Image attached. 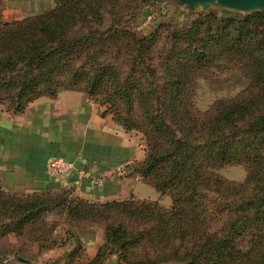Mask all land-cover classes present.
<instances>
[{
    "label": "trees",
    "instance_id": "obj_1",
    "mask_svg": "<svg viewBox=\"0 0 264 264\" xmlns=\"http://www.w3.org/2000/svg\"><path fill=\"white\" fill-rule=\"evenodd\" d=\"M73 1L77 0L60 2L59 7L24 21H0L3 98L10 101L13 112L21 113L44 94L43 87L49 97H55L59 88L85 92L93 102L107 106L103 115L111 113L123 129L136 130L145 138L146 157L138 174L172 198L169 214L157 204L134 211L128 208L131 204H103L105 209L120 210L151 226L136 236L123 226H106L105 245L90 263L100 264L115 253L118 264H142L128 261V249L148 239L160 249L178 241L179 247L191 244L190 249L181 252L177 248L152 264H168L169 259L177 264H238L241 252L234 247L236 239L243 229L264 224V12L245 18L209 14L196 19L186 30L174 29L171 49L152 59L148 45L154 42L158 26L147 40L103 27L99 29L103 34L87 31L75 37L76 16L83 24L86 16H95L97 0ZM106 46L126 57L124 80L108 60L98 62ZM78 50L84 54V64L94 65H89V72L69 65ZM224 55L249 67L254 92L249 98L239 96L198 115L181 101L188 76L201 70L206 60ZM150 60L160 61L159 67L148 64ZM129 115L134 117H125ZM231 162H243L249 168L240 186L229 185L213 173ZM212 197L213 204H208ZM29 198L15 206L4 202L6 210L0 211L25 217L49 206V201L35 198L29 202ZM216 198L224 202L216 204ZM222 213L235 215L225 229L215 232L218 236L225 231L224 237L208 236V224ZM256 238L252 253L243 255L245 264H264V235Z\"/></svg>",
    "mask_w": 264,
    "mask_h": 264
},
{
    "label": "rangeland",
    "instance_id": "obj_2",
    "mask_svg": "<svg viewBox=\"0 0 264 264\" xmlns=\"http://www.w3.org/2000/svg\"><path fill=\"white\" fill-rule=\"evenodd\" d=\"M65 1L67 0H1L0 21H24L28 18L45 14L57 6L59 7L60 2ZM82 1L77 0L71 3L82 4ZM166 1L168 0H97L93 6L96 15L93 17L90 15L86 16L84 24L81 23V17L77 15L75 18L77 24L72 29V32L75 37H81L87 31L88 33L93 31L94 34H103V31L99 30L103 27L106 30L116 29L121 32H132L138 39L147 40L151 34L150 32L158 26L153 34L154 42L148 45L149 55H151L152 59H155L167 53L173 46L171 32L174 29L186 30L196 19L202 20L204 16L209 14H214L219 18L231 16L245 18L253 15L245 16L241 13L227 10L201 11L200 8L192 12L175 11L164 5ZM95 41L94 39L93 42ZM93 49L97 50L98 48L95 47ZM103 51L105 55L98 62L104 63V58L108 60L113 67L117 68L120 73L119 78L124 80L127 71V60L124 54L120 53L117 55L109 46L104 47ZM68 63L76 68L79 66L84 67L86 72H89L87 69L90 67L89 65H93L92 63L88 66L84 64L87 62L83 52L80 50L73 57V62ZM148 64L159 67L160 61L150 60ZM247 72H249L247 65L239 62L236 58H229L228 55L206 60L201 70H197L192 76H188L181 101L186 104V108L192 109L194 113L205 115L212 110V107L220 103L231 101L239 96L249 98L253 94L254 89L251 87L252 81ZM48 92L43 87L42 93L44 94L39 98H48ZM56 92H58L56 96L60 93L75 92L88 97L85 92L70 91L65 90V88H59ZM3 97V92L0 89V117H13L19 114L11 110L10 101ZM90 101L101 108L102 114L107 110L106 105L102 106L92 100ZM107 115L125 132L126 138H129L133 145H137L138 155L127 168L128 171L133 170L138 181L144 183L150 189L146 190L142 197L138 195L137 197L131 196L128 199L118 198L117 201H114L131 204V207H128L131 211H134L135 208L144 210L147 206L152 207L153 204H157L161 212L169 214L172 207L171 196L155 190L148 180L138 174L140 165L146 157L147 145L145 138L136 130L127 131L123 129L113 120L111 113ZM118 171L126 175L128 172L127 169H119ZM248 172L249 168L243 162H231L213 170L214 175L219 179L234 186L243 184ZM47 173L52 178H58L63 172L57 175L50 174L48 171ZM80 176L90 178L85 173L80 174ZM94 181L98 184L102 182L97 178ZM74 190V188H69L54 193H32L21 197L6 193L0 185V209L5 207L4 210H6V205L9 203H13L14 206L21 205L26 201L27 197H30L27 199L29 202L35 198L49 201L48 207L33 210V214L25 215V217L14 214L11 211H0V262H12L16 260V257H20L24 261L27 260L26 262L30 264H91L90 261L93 257H88V246L84 240L93 241V243L97 241L100 244L96 249L97 253L98 249L105 245L106 226H123L133 236L143 235L151 226L149 222L134 219L120 210L105 209L103 204L106 202H89L79 199V197L74 195ZM213 200V197L210 200L207 199L208 204H213ZM4 202L6 203L5 206ZM222 202L224 201L216 198V204ZM234 218V214H219L217 221H212L208 224V229L206 230L207 233L209 231L208 236L224 237L225 231L222 234L219 233L218 236L215 232L221 228L225 229L226 225ZM243 230L244 233L236 239L234 245L237 252H241L237 260L238 264L246 263V257H243V255L252 253L254 245H257L255 244V241H257L256 235H264V224L255 225V228L251 226ZM180 244L181 242L179 241L172 242L166 248L160 249L156 248L155 244L148 239H142L129 247L127 258L132 263L146 264L145 262L149 261L152 264V262L157 260L166 259L177 248L181 252L183 249L191 248L190 243H185L182 247H179ZM110 248L104 249L103 253L107 255ZM118 261V255L114 253L112 256H106L100 264H118ZM121 263L124 262L121 261ZM167 263L177 264L171 259Z\"/></svg>",
    "mask_w": 264,
    "mask_h": 264
},
{
    "label": "crops",
    "instance_id": "obj_3",
    "mask_svg": "<svg viewBox=\"0 0 264 264\" xmlns=\"http://www.w3.org/2000/svg\"><path fill=\"white\" fill-rule=\"evenodd\" d=\"M138 152L111 117L83 94L65 92L39 98L16 116L0 117V185L11 195L74 188L75 196L89 202L142 197L149 188L127 168ZM54 159L65 167L58 178L46 170ZM83 173L90 178L81 177ZM84 242L88 257H94L100 244ZM26 261L0 264H30Z\"/></svg>",
    "mask_w": 264,
    "mask_h": 264
},
{
    "label": "water",
    "instance_id": "obj_4",
    "mask_svg": "<svg viewBox=\"0 0 264 264\" xmlns=\"http://www.w3.org/2000/svg\"><path fill=\"white\" fill-rule=\"evenodd\" d=\"M164 5L175 11L192 12L197 8L206 10H227L245 16L264 12V0H168ZM18 261H24L16 257Z\"/></svg>",
    "mask_w": 264,
    "mask_h": 264
},
{
    "label": "built area",
    "instance_id": "obj_5",
    "mask_svg": "<svg viewBox=\"0 0 264 264\" xmlns=\"http://www.w3.org/2000/svg\"><path fill=\"white\" fill-rule=\"evenodd\" d=\"M46 167H47V171L53 175L60 174V173L64 172V169H65L64 163L58 159L50 160L47 163Z\"/></svg>",
    "mask_w": 264,
    "mask_h": 264
}]
</instances>
